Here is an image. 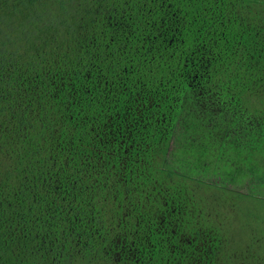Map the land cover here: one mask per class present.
Masks as SVG:
<instances>
[{
    "label": "trees",
    "instance_id": "1",
    "mask_svg": "<svg viewBox=\"0 0 264 264\" xmlns=\"http://www.w3.org/2000/svg\"><path fill=\"white\" fill-rule=\"evenodd\" d=\"M263 190L264 0H0V264H264Z\"/></svg>",
    "mask_w": 264,
    "mask_h": 264
},
{
    "label": "rangeland",
    "instance_id": "2",
    "mask_svg": "<svg viewBox=\"0 0 264 264\" xmlns=\"http://www.w3.org/2000/svg\"><path fill=\"white\" fill-rule=\"evenodd\" d=\"M213 134L216 136V139L214 141L213 140H210V141H213V144H214V147H215V146H217L221 142V139H219V135L217 133H213ZM182 142H185V141H182ZM197 144H199L203 148L204 147V144H205L204 143V139L201 138V140L198 141ZM209 156H210L209 152L206 153V157L209 158ZM210 158H212V157H210ZM225 180L227 181L228 180V177L226 176V174H223V176L221 178V184H224L225 182H223V181H225ZM261 194L264 195V190L261 192ZM217 203L219 205L220 211L223 212L227 208L226 209V212H227V211H230L229 205L232 204V203H234V201H233V199L228 200V199L223 198L222 200H219ZM235 203L237 205V201ZM237 220H238V218L234 217L235 223L237 222ZM212 229H214V233H222V227L221 226H219V228L213 227ZM235 233L230 234V237L232 235L234 237V239H236L237 241H239L238 240V234H235ZM233 248H235L234 250H236V253H238V251L241 249L240 247L236 246V244H234ZM233 248H232V250H233Z\"/></svg>",
    "mask_w": 264,
    "mask_h": 264
}]
</instances>
